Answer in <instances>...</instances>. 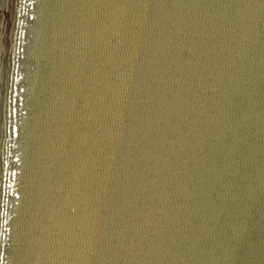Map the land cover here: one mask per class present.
I'll use <instances>...</instances> for the list:
<instances>
[{"label": "water", "instance_id": "1", "mask_svg": "<svg viewBox=\"0 0 264 264\" xmlns=\"http://www.w3.org/2000/svg\"><path fill=\"white\" fill-rule=\"evenodd\" d=\"M0 264H264V0H0Z\"/></svg>", "mask_w": 264, "mask_h": 264}]
</instances>
